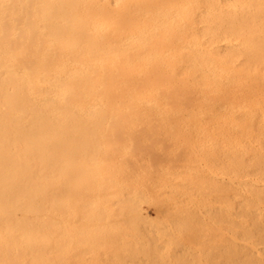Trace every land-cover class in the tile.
<instances>
[{"label": "bare ground", "instance_id": "6f19581e", "mask_svg": "<svg viewBox=\"0 0 264 264\" xmlns=\"http://www.w3.org/2000/svg\"><path fill=\"white\" fill-rule=\"evenodd\" d=\"M126 1L0 0V264L68 260L60 257V213L77 195L78 169L98 187L94 207L110 208L111 164L119 157L109 154L125 143L128 124L181 115L198 123L217 117L210 133L221 149L217 165L227 172L216 186L218 264H264V0H239L227 48L235 50L221 58L133 49L140 44L132 25L112 33ZM103 125L106 132L117 127H110L115 134L98 136ZM82 126L88 135L94 130L84 148L111 151L89 149L77 163Z\"/></svg>", "mask_w": 264, "mask_h": 264}, {"label": "rangeland", "instance_id": "374dc122", "mask_svg": "<svg viewBox=\"0 0 264 264\" xmlns=\"http://www.w3.org/2000/svg\"><path fill=\"white\" fill-rule=\"evenodd\" d=\"M238 9L239 0H140L139 4L134 0H127L123 9L115 15L118 17V24L114 26L112 33L116 28L132 25L138 35L136 44H140L133 49L158 52L164 49L176 52L195 49L209 52L206 56L218 58L220 55L221 58L220 53L225 49L235 50L234 46L227 48L234 39V17ZM201 27L203 30L199 31L200 36L190 37L195 29ZM96 36L98 39L102 38L101 34ZM95 47L103 50L117 48L104 44H97ZM183 116H154L151 119L166 118L169 121L146 122L149 125L145 122L143 125L136 123L137 126L126 124L128 127L134 126L128 128L124 125L128 129L127 133L131 132L128 136L125 128L121 127L123 125H118L123 128V137L126 136L122 140L125 142L122 147L115 146V150L112 146L116 152L109 154L119 157L116 158L117 162L111 164L113 169L110 170V181L116 183L109 185L110 191L114 189L110 192L114 194V203L110 208L94 207L96 201L92 196H96L98 187L93 179L88 181L85 177L84 180L82 169H78L77 195L72 205L64 204L60 213L63 215L60 226V257H68V260L60 258L57 263H219L217 235L223 229V220L217 213L220 204L216 186L222 179L217 176L223 177L226 171H222L221 164L217 165L221 149L217 150L220 148L218 140L211 137L210 133L212 125L209 121L212 119L215 125L217 117L203 115L201 118L205 122L198 123L194 121L198 117ZM148 117L141 116L142 119H149ZM119 118L140 119V116ZM81 128L84 130L85 126ZM81 128L79 133L85 140L83 142V138L81 139L83 148L80 145L82 150L79 147L77 163H80L79 158H86L89 149L90 153L94 149L104 154L111 151V146L101 145L102 148H98V144L95 146L91 142V146L87 145L85 149L86 142L92 140L90 132L94 130L89 127L92 131L89 130L88 135ZM96 129L98 136L114 133L111 129L106 132L107 127L104 125ZM215 145L218 146L217 149ZM99 153L94 151L91 154L98 156ZM113 161L115 160L110 162ZM64 192L66 203V191ZM49 227L50 233L51 226ZM49 259L46 264H53Z\"/></svg>", "mask_w": 264, "mask_h": 264}]
</instances>
